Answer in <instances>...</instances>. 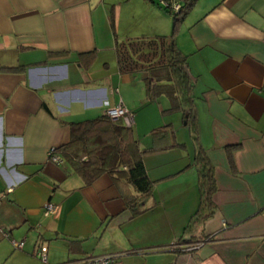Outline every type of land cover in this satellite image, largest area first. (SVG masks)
<instances>
[{
	"label": "crops",
	"instance_id": "0c3cea01",
	"mask_svg": "<svg viewBox=\"0 0 264 264\" xmlns=\"http://www.w3.org/2000/svg\"><path fill=\"white\" fill-rule=\"evenodd\" d=\"M176 28L195 135L167 96L146 97V71L118 67V41L172 33L159 0H0V264H44L41 249L47 264L107 253L109 264H264V0H195ZM119 101L136 120L146 194L48 156L69 122ZM147 104L159 119L141 136Z\"/></svg>",
	"mask_w": 264,
	"mask_h": 264
},
{
	"label": "trees",
	"instance_id": "16d2710c",
	"mask_svg": "<svg viewBox=\"0 0 264 264\" xmlns=\"http://www.w3.org/2000/svg\"><path fill=\"white\" fill-rule=\"evenodd\" d=\"M183 1L186 7L180 3L178 11L165 8L173 19L171 34L123 39L116 43L115 51L119 69L124 72L146 71V97L155 99L161 95L167 96L170 107L165 111L181 109L184 121L186 120L195 135L197 126L192 75L188 70L185 55L174 42L177 24L195 0ZM88 54L92 56L93 53ZM18 67L5 69L15 70ZM133 125L134 122L127 126L120 119L111 121L105 114L74 120L68 123L69 139L55 150L61 153V158L70 161L82 173L85 181H90L107 170L115 179H123L136 191L146 194L151 191L153 183L143 164L142 151ZM156 133H159L158 128L151 132ZM201 166L199 202L206 203L209 201L213 182L205 164ZM198 208L195 212L199 211Z\"/></svg>",
	"mask_w": 264,
	"mask_h": 264
},
{
	"label": "built area",
	"instance_id": "2783aa9c",
	"mask_svg": "<svg viewBox=\"0 0 264 264\" xmlns=\"http://www.w3.org/2000/svg\"><path fill=\"white\" fill-rule=\"evenodd\" d=\"M159 4H161L164 8H169L172 11H178L180 8V3L177 1L171 0H159ZM108 118L111 120L120 119L123 123L127 126L131 125L134 122V115L129 109L121 102L114 105H107L103 111ZM49 159L55 162H61V157L59 154L56 153L55 147H51L48 151ZM56 205L51 202H46L44 205V214L53 213L56 210ZM15 247H21L23 241H16L14 239L11 240ZM202 241H194L188 244V248L194 249L195 247L199 246ZM38 258L44 263L47 264V254L45 250H37ZM117 253H107L102 255H90L82 259L83 264H109L113 259L116 258Z\"/></svg>",
	"mask_w": 264,
	"mask_h": 264
},
{
	"label": "rangeland",
	"instance_id": "374dc122",
	"mask_svg": "<svg viewBox=\"0 0 264 264\" xmlns=\"http://www.w3.org/2000/svg\"><path fill=\"white\" fill-rule=\"evenodd\" d=\"M178 49L179 47L176 46ZM111 53V52H110ZM150 104H147L145 105L144 109H143V116H142V121H143V125L145 127H147L146 129H143V127H140V131L139 134L142 136L143 134H147L148 131L150 130L149 128H151V126H153V123L157 122L159 117L156 116L155 114H157V111H153L151 110L152 108H149ZM103 114V113H102ZM109 120H111L110 118H108ZM153 119H156L155 121H153ZM112 121V120H111ZM122 121V120H121ZM123 122V121H122ZM135 123H136V120H134V128H135ZM142 128V129H141ZM136 129V128H135ZM137 131V130H136ZM144 132V133H143ZM93 133V132H92ZM137 133V132H136ZM138 134V133H137ZM187 244H190V243H187Z\"/></svg>",
	"mask_w": 264,
	"mask_h": 264
}]
</instances>
